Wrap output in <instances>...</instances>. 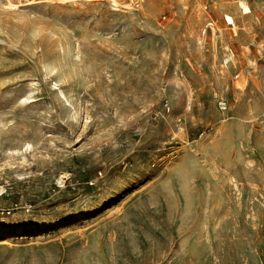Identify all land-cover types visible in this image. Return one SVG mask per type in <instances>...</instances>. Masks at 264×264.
<instances>
[{
    "label": "rangeland",
    "instance_id": "rangeland-1",
    "mask_svg": "<svg viewBox=\"0 0 264 264\" xmlns=\"http://www.w3.org/2000/svg\"><path fill=\"white\" fill-rule=\"evenodd\" d=\"M0 264H264V0H0Z\"/></svg>",
    "mask_w": 264,
    "mask_h": 264
},
{
    "label": "bare ground",
    "instance_id": "bare-ground-1",
    "mask_svg": "<svg viewBox=\"0 0 264 264\" xmlns=\"http://www.w3.org/2000/svg\"><path fill=\"white\" fill-rule=\"evenodd\" d=\"M245 7V6H244ZM226 19L228 20V21H230V22H232V17L231 16H229V15H226Z\"/></svg>",
    "mask_w": 264,
    "mask_h": 264
}]
</instances>
